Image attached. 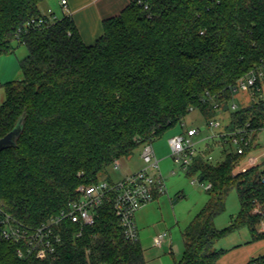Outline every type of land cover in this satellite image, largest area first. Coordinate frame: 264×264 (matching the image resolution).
Masks as SVG:
<instances>
[{
	"label": "trees",
	"instance_id": "1",
	"mask_svg": "<svg viewBox=\"0 0 264 264\" xmlns=\"http://www.w3.org/2000/svg\"><path fill=\"white\" fill-rule=\"evenodd\" d=\"M132 1L103 21L93 45L84 43L69 16L46 27H27L44 17L46 0H0L1 54L25 45L22 78L1 87L0 139L23 118L15 147L0 153V264H147L140 243L125 240L106 202L95 225L64 224L56 258H20L23 242L3 237V217L38 227L79 198L80 186L161 138L192 111L206 122L229 112L238 80L264 61V0ZM27 28V30H25ZM228 132L264 128V101L230 113ZM222 138V142L231 145ZM225 150L211 164L196 155L188 174L207 182L209 200L183 231L184 254L176 264H218L216 244L247 227L255 237L264 204V162L238 172L247 151ZM112 181V180H109ZM235 190L240 212L224 229L215 218ZM264 264V257L254 258ZM250 261V262H251ZM249 262V263H250Z\"/></svg>",
	"mask_w": 264,
	"mask_h": 264
},
{
	"label": "built area",
	"instance_id": "2",
	"mask_svg": "<svg viewBox=\"0 0 264 264\" xmlns=\"http://www.w3.org/2000/svg\"><path fill=\"white\" fill-rule=\"evenodd\" d=\"M140 5L148 6L139 0ZM63 11L67 8V1L60 0ZM44 17L32 19L27 27L42 28L49 24V19H61L51 10L44 12ZM27 30V28L25 29ZM0 49V53H1ZM233 92L247 93L251 98V104L264 101V61L251 70L245 77L238 80ZM250 104V105H251ZM216 110L221 111L224 104L215 106ZM229 110L236 112L240 110L239 106L229 101ZM185 127L184 124H182ZM246 127H237L232 132L221 135L226 141L235 147V152L239 155L245 153L251 148V131ZM207 127L211 129H220L222 122L219 118L207 122ZM260 130V129H259ZM258 130V131H259ZM200 133L197 128L187 129L180 135H176L169 140L176 162L182 163V168L188 170L197 155L195 142L193 141ZM142 159L146 168L130 174L119 181L101 180L98 184L89 186H80L78 189L79 198L68 202L66 207L55 217L38 227H29L17 222L14 218L5 215L2 220L4 226L3 237L7 240L23 242L25 250H18L20 258H34L37 260H50L56 258L57 249L63 242V225L74 224L78 226L77 236H80L84 227H90L96 224L100 216V209L109 202L113 213L118 219L125 240L129 243L139 242V230L135 221L136 213L143 207L152 203L155 199V190L165 193V183L162 175L159 173L151 174L149 168L159 171V160L155 156L154 148L151 142L143 144ZM211 161L212 157H208ZM119 162H116L114 168L118 170ZM195 182V181H193ZM210 185H207L208 189ZM254 214L260 216V222L257 226L258 233L264 234V204H257L253 210ZM168 238L167 232L156 235L154 245L162 247ZM248 264H261L260 260L251 261Z\"/></svg>",
	"mask_w": 264,
	"mask_h": 264
},
{
	"label": "rangeland",
	"instance_id": "3",
	"mask_svg": "<svg viewBox=\"0 0 264 264\" xmlns=\"http://www.w3.org/2000/svg\"><path fill=\"white\" fill-rule=\"evenodd\" d=\"M17 47V48H16ZM16 51L12 54L13 59L16 61L17 73L8 82L17 81L22 78V72L20 68V60L26 56L28 52L26 46H15ZM24 53V55H22ZM10 70H13V66L10 67ZM6 84V82L1 83ZM5 99V92L2 87H0V105ZM232 102L236 103L240 109L247 107L251 104V98L247 93L238 92L234 95ZM220 119V118H219ZM223 125H226L229 121L227 119H220ZM185 127L183 128L182 124H178L174 128L167 131L161 138L155 140L153 145L159 147L160 150L167 155V159L161 162L160 170L162 171V177L165 183V193L159 199V201H154L149 204L147 212L143 221L137 225L139 231V242L142 248L145 250V259L149 264H176L180 262L184 254V244L182 239V232L187 226L193 221L195 216L206 206L209 200V194L206 191L208 185L207 182L201 183L199 181V175L191 176L188 174L189 170H184L182 168V163L176 162L175 157L173 156L170 146H168L169 139L176 135H179L182 130L185 132L190 128H197L200 130V133L194 137L193 141L195 142V150L204 147L203 138H205L211 131L207 127V122L202 116V114L195 110L192 111L185 119ZM19 128L15 129L12 134L6 137L3 141L0 142V148L13 145L17 139V131ZM258 139L255 140V144H259V149L262 151L255 152L252 149L251 154L246 156L244 160L240 163L237 171H245L256 165L255 158L262 152H264V130L258 132ZM224 145L227 151H235V147L228 144ZM222 146H213L212 156L214 157L211 161L213 163L221 162L223 156L220 154V148ZM143 151V145L139 146L133 153V155L138 157V153ZM130 158V157H129ZM129 158H124L119 161V164L122 168L130 167L128 162ZM138 161V160H137ZM126 165V166H125ZM146 166V165H145ZM121 167L116 170L113 167L108 168L104 173L100 175L101 180H112L117 181L122 174ZM152 174V173H151ZM154 174V173H153ZM195 181V182H193ZM179 194V195H178ZM178 195V196H177ZM240 200L238 194L235 190L231 191L226 200H225V211L218 215L215 218L214 224L218 229L226 228L231 224V222L237 218L240 212ZM243 231V232H242ZM248 229L246 227L241 228L240 230L230 234L226 238L220 240L216 244V249L227 250L232 248L233 239H237L241 233H247ZM158 232H167L168 233V242L172 238V248L168 244H163V247H156L152 240L153 236Z\"/></svg>",
	"mask_w": 264,
	"mask_h": 264
},
{
	"label": "crops",
	"instance_id": "4",
	"mask_svg": "<svg viewBox=\"0 0 264 264\" xmlns=\"http://www.w3.org/2000/svg\"><path fill=\"white\" fill-rule=\"evenodd\" d=\"M66 1H67V8L65 11H63L60 5V0H46L42 9L45 12L48 10H51L59 18H62L63 16L71 17L74 20L76 27L84 43L87 45H93L103 33V21L109 18L118 16L123 11V9L134 0H66ZM16 45L19 47V46H22L23 44L19 45L17 43H13L11 46V51H8L7 53H3L0 55V82L1 83L3 82L8 83V81L13 79V77L17 73V70H16L17 64H16V61L12 57L13 56L12 54L16 51V48H17V47L15 48ZM26 53H27L26 56H24V58L21 59L20 62L28 56V52ZM22 55H24V53ZM12 66H13V70L15 68V72L13 73L10 70V67ZM233 99H234V95L231 100ZM218 113H219L220 119L222 120L227 119L230 122L229 116H230V113H232L231 111L226 112L223 108ZM229 122L226 125H223V127H221L220 129H207V130H210L211 132L205 138L201 140L203 141L205 145L203 148L201 149L199 148L197 150V155H200V154L205 155V153L208 152L209 154L208 156L205 157V160L207 162H210L211 164H218L224 160L226 149L224 145L223 146L221 145L223 144L221 135L228 132L226 130V127L228 126ZM261 130H264V128L260 129L259 131ZM259 131L256 130L254 132H251L250 134L251 148L247 151L246 156L251 154L252 149L254 151L256 150L255 152L263 150V149L258 150L260 146L259 144L258 145L255 144V140H257L259 137L258 135ZM182 133H183V130L180 134ZM224 142H226V139ZM168 146H170L169 143H168ZM213 146H218V147L222 146V148H220L221 149L220 154L223 156V160L221 162L213 163L214 161V157L212 156ZM153 148H154L155 156L159 160V167H160L161 162H163L164 160L168 158L167 157L168 154H164L162 152V149L160 150L161 146L156 147L154 144ZM208 157H212L213 161H209ZM255 161H256L255 162L256 165L263 163L264 162V152L260 153L255 158ZM128 162L130 163V167H127L125 165L126 166L125 169L122 168L120 165L122 174L120 175L121 177L119 178V180L123 179L124 177L130 174H133L139 170L146 168L145 163L142 159V152L138 153L137 158L135 155H132L128 159ZM148 171L152 174L153 173L154 174L159 173L160 175L163 174L161 170L155 171L149 168ZM241 172H244V171H241ZM154 195H155L154 201H159V199L164 195V193H160L159 191L155 190ZM148 206L149 205L141 208L136 213L135 221L137 225L139 224V222L141 223L143 221L145 214L147 212L146 210ZM247 229H248L247 233L246 232L241 233L239 237H237V239H233L232 248H228L227 250L220 249V250H223L224 253L223 255H221L220 259L218 260V264H248L254 258L264 257V236L255 237V235H253L251 230L249 228ZM159 233H162V232H158L156 235H158ZM255 233L260 234L258 233L257 228H256ZM156 235L153 236V240H152L153 244H154V239ZM170 239L171 241L168 242L169 240L167 239L164 245L169 243L170 244L169 247L172 248V238ZM144 254H145V250H144ZM147 264L149 263L147 262Z\"/></svg>",
	"mask_w": 264,
	"mask_h": 264
},
{
	"label": "water",
	"instance_id": "5",
	"mask_svg": "<svg viewBox=\"0 0 264 264\" xmlns=\"http://www.w3.org/2000/svg\"><path fill=\"white\" fill-rule=\"evenodd\" d=\"M23 120H24L23 118L19 119V121L17 122V124L15 125V127L13 128V130L10 131V132H9L7 135H5L3 138L0 139V142L3 141L6 137H8L10 134H12L13 131H14L15 129L19 128V130L17 131V139H16L15 144L0 148V153H1L3 150L7 149V148L15 147V146L17 145V140H18V138L20 137L21 133L23 132V127H24V125H23ZM201 180H202V178L200 179V181H201Z\"/></svg>",
	"mask_w": 264,
	"mask_h": 264
}]
</instances>
